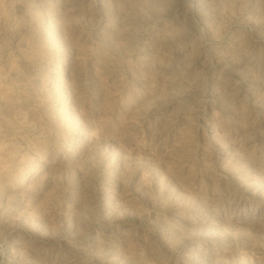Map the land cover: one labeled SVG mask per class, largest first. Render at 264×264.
I'll use <instances>...</instances> for the list:
<instances>
[{
	"label": "rangeland",
	"instance_id": "obj_1",
	"mask_svg": "<svg viewBox=\"0 0 264 264\" xmlns=\"http://www.w3.org/2000/svg\"><path fill=\"white\" fill-rule=\"evenodd\" d=\"M0 264H264V0H0Z\"/></svg>",
	"mask_w": 264,
	"mask_h": 264
},
{
	"label": "bare ground",
	"instance_id": "obj_2",
	"mask_svg": "<svg viewBox=\"0 0 264 264\" xmlns=\"http://www.w3.org/2000/svg\"><path fill=\"white\" fill-rule=\"evenodd\" d=\"M1 94H2V92H1V90H0V97H1Z\"/></svg>",
	"mask_w": 264,
	"mask_h": 264
}]
</instances>
